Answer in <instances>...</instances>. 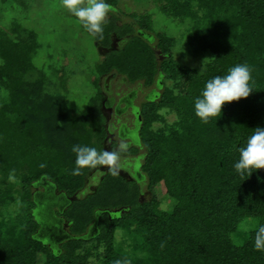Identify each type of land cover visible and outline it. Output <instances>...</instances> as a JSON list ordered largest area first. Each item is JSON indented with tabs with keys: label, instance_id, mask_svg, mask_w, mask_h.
<instances>
[{
	"label": "trees",
	"instance_id": "16d2710c",
	"mask_svg": "<svg viewBox=\"0 0 264 264\" xmlns=\"http://www.w3.org/2000/svg\"><path fill=\"white\" fill-rule=\"evenodd\" d=\"M157 2L166 16L191 22L186 38L193 53L210 52L213 58L202 69L180 65L170 53L174 41L153 35L150 16H131L132 22L119 25L112 14L103 23L102 38L91 34L109 50L96 68L98 84L112 73L145 87L160 80V95L137 113L141 174L150 198L141 199L137 177L107 169L92 193L63 212L70 237L54 252L37 236L34 188L45 181L71 198L105 166L72 174L74 145L105 151L104 96L98 85L88 113L73 116L66 97L47 91L45 75L34 67L35 34L17 22L0 29V264H39L41 253V264H264V246L256 247L264 226V169H253L250 176L234 169L251 131L264 128V0ZM107 3L116 9V0ZM146 33L157 39L155 47ZM114 38L122 41L118 49H110ZM238 64L252 69L253 93L202 123L194 111L196 98L208 80ZM166 114L175 120L167 123ZM160 183L174 202L170 211L160 209L156 198ZM17 202L15 215L5 217L3 210ZM251 218L256 227L235 244L238 225ZM116 231L122 233L119 244Z\"/></svg>",
	"mask_w": 264,
	"mask_h": 264
},
{
	"label": "rangeland",
	"instance_id": "374dc122",
	"mask_svg": "<svg viewBox=\"0 0 264 264\" xmlns=\"http://www.w3.org/2000/svg\"><path fill=\"white\" fill-rule=\"evenodd\" d=\"M116 6L114 11L108 12L105 19L116 14L119 17L117 23L120 25L132 22L131 16L137 18L150 16L153 35L161 34L174 41L170 53L174 61L180 65L191 69H202L212 60L213 55L210 52L195 55L187 44L186 37L191 22L166 16L158 10L160 3L157 0H116ZM12 22L19 23L35 34L37 49L33 58L34 67L45 75L47 91L66 97L67 106L73 116L88 113V103L100 86L106 99L103 111L105 117L109 119L107 130L111 133L105 140V151L115 152L119 157L115 165H105V169L116 167L118 173L126 179L137 177L142 192L141 199L147 201L150 195L146 190L145 176L141 174L144 149L140 144L137 113L143 104L155 100L160 95L162 92L160 80L158 84L145 87L142 82L130 83L123 76L113 73L112 76L109 75L111 77L107 83L105 76L98 84L99 76L96 68L109 50L96 44L94 37L82 27L81 22L63 7L62 0H0V29L8 30ZM145 35L148 37L147 41L155 47L157 39L152 34ZM121 45L122 41L114 38L110 49H118ZM156 53L161 60L163 56L158 51ZM174 120V114L165 115L167 123H172ZM158 127L160 124L154 125V128ZM131 147L136 148L138 152L134 155L118 153ZM94 175L91 177L89 188H92L99 178L98 174ZM47 186L49 185L38 184L34 190L39 195L44 194ZM155 195L160 209L170 211L174 202L169 199L163 184L156 186ZM46 202L48 201H43L44 205L41 206L36 205L33 210L34 218L40 227L50 224L49 214L52 212L53 215L60 214L59 208L55 209V212L53 202ZM17 205L18 202L5 208L4 216L13 217L17 212ZM256 225L257 222L253 218L243 220L232 235L233 242L241 244L243 234L254 229ZM116 239L117 244L121 243V231H116ZM41 240L53 252L54 249L60 248V242L53 244L46 239ZM44 258V254L41 253L39 264Z\"/></svg>",
	"mask_w": 264,
	"mask_h": 264
},
{
	"label": "clouds",
	"instance_id": "9594fccd",
	"mask_svg": "<svg viewBox=\"0 0 264 264\" xmlns=\"http://www.w3.org/2000/svg\"><path fill=\"white\" fill-rule=\"evenodd\" d=\"M62 5L81 22L90 34L102 38L103 23L109 11H114L107 0H62ZM254 91L252 69L247 64L231 67L224 76H215L208 80L199 97L194 102V111L202 123H209L211 118L222 115L225 105L247 99ZM76 154L73 175H80L83 168H96L98 165H115L119 157L115 152H98L95 147L74 145ZM236 172L243 176L264 169V128L251 131L244 146L239 148V159L234 164ZM118 174L116 167L110 169ZM14 176L10 175L9 180ZM264 246V226L256 236V247ZM116 264H130L129 261L117 260Z\"/></svg>",
	"mask_w": 264,
	"mask_h": 264
},
{
	"label": "crops",
	"instance_id": "0c3cea01",
	"mask_svg": "<svg viewBox=\"0 0 264 264\" xmlns=\"http://www.w3.org/2000/svg\"><path fill=\"white\" fill-rule=\"evenodd\" d=\"M105 172H106L105 166H103L102 168H100L98 170L93 171L89 175V177L87 178L85 188L82 191H80L79 193H77L75 196L71 197V198L65 196L63 193L57 192V190L53 186H51L50 184H49V186H47V187H49L52 190V194H53V197H52L53 200H52V202H53L54 210L55 209L58 210V208L60 209V214L59 215H57V213L55 215H53V212H52L51 215L53 217H55V218H58V220L61 223V234L64 235V238H63L64 240L63 241H65L66 239H68L70 237L69 236V232H68L69 224L62 217L63 212L68 208V206L74 200L79 199V198H82V197L86 196L89 193H92L94 191V189L96 188V186L99 184V182L101 180V177L104 175ZM95 173L99 175V178L97 180V183L92 188H89L90 187L91 177L92 176H95L94 175ZM42 183H43V185H48V182L43 181ZM33 194H34V199L36 201V205H39V206L44 205V204H42V202H40V199H36V195L38 193L35 190H34V193ZM55 212H56V210H55Z\"/></svg>",
	"mask_w": 264,
	"mask_h": 264
},
{
	"label": "flooded vegetation",
	"instance_id": "af4514ba",
	"mask_svg": "<svg viewBox=\"0 0 264 264\" xmlns=\"http://www.w3.org/2000/svg\"><path fill=\"white\" fill-rule=\"evenodd\" d=\"M109 75L112 76L113 73L109 74ZM109 75L106 76L105 83H107L109 77H111ZM105 105H106V99H104V101H103V109H104ZM108 120L109 119L106 118V129H107ZM138 120H139V117H138ZM107 135H111L110 132L108 133V130H107ZM38 184L43 185V183H41V182H39ZM38 184H36V185H38ZM52 197H53L52 190L49 187H46L44 189V194H41V195L37 194L36 195V199H40V202L48 201L46 203H51L53 200ZM50 215L51 214H49L50 224L49 225H43V227H39L38 232H37V236L40 239H46L53 244H57L59 242L61 243V240L64 238V235L61 234V223L57 218L53 217L52 215L50 216ZM93 231H94V228L92 226L88 230V232L91 235L93 233Z\"/></svg>",
	"mask_w": 264,
	"mask_h": 264
},
{
	"label": "water",
	"instance_id": "95a60500",
	"mask_svg": "<svg viewBox=\"0 0 264 264\" xmlns=\"http://www.w3.org/2000/svg\"><path fill=\"white\" fill-rule=\"evenodd\" d=\"M93 228H94V230L96 229V226L95 225H93Z\"/></svg>",
	"mask_w": 264,
	"mask_h": 264
}]
</instances>
